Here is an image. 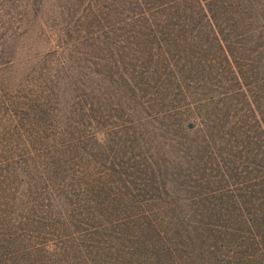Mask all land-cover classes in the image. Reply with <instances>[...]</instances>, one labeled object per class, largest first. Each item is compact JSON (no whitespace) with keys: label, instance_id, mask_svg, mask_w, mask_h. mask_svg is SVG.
Returning a JSON list of instances; mask_svg holds the SVG:
<instances>
[{"label":"trees","instance_id":"trees-1","mask_svg":"<svg viewBox=\"0 0 264 264\" xmlns=\"http://www.w3.org/2000/svg\"><path fill=\"white\" fill-rule=\"evenodd\" d=\"M0 264H264V0H0Z\"/></svg>","mask_w":264,"mask_h":264}]
</instances>
